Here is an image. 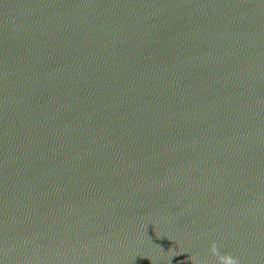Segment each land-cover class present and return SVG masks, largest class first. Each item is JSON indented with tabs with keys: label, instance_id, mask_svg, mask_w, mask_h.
Segmentation results:
<instances>
[{
	"label": "water",
	"instance_id": "obj_1",
	"mask_svg": "<svg viewBox=\"0 0 264 264\" xmlns=\"http://www.w3.org/2000/svg\"><path fill=\"white\" fill-rule=\"evenodd\" d=\"M0 264H264V0H0Z\"/></svg>",
	"mask_w": 264,
	"mask_h": 264
}]
</instances>
